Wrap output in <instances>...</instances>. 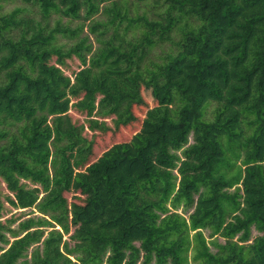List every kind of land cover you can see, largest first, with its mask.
I'll return each mask as SVG.
<instances>
[{
	"label": "trees",
	"instance_id": "trees-1",
	"mask_svg": "<svg viewBox=\"0 0 264 264\" xmlns=\"http://www.w3.org/2000/svg\"><path fill=\"white\" fill-rule=\"evenodd\" d=\"M8 1L0 179L33 215L3 222L0 200V264H264V0Z\"/></svg>",
	"mask_w": 264,
	"mask_h": 264
},
{
	"label": "rangeland",
	"instance_id": "rangeland-1",
	"mask_svg": "<svg viewBox=\"0 0 264 264\" xmlns=\"http://www.w3.org/2000/svg\"><path fill=\"white\" fill-rule=\"evenodd\" d=\"M22 2L20 0H10L4 4V10L5 11H10L13 9L15 6H21ZM56 17V16H54ZM62 22H67L70 27H75L79 25L80 21L78 19L72 20V21H67L66 18H62ZM84 31L86 32V27L84 28ZM91 37V36H90ZM60 43H66L68 44L70 41L67 39H60ZM51 62H54V58L51 59ZM69 63V69L65 70V73L68 75H71V73L79 68L78 60L76 59H71L68 61ZM160 94V87H157L156 89H142V96L145 100V104L143 106H138L134 107V112L138 117V120L128 126L120 127L118 129H113L111 131L105 132V133H96L94 134V139H95V145H94V157H98L102 154L103 151H105L107 148H109L111 145L119 142H127L131 139L133 134L136 132H139L140 126H141V120L143 119L144 113L148 108H152L155 106H159L162 104V101L160 100L159 97ZM164 106L167 108L169 107L168 103H164ZM69 115L72 119L73 122L76 124H82L85 123V115L83 113H80L76 111L75 109H70L69 110ZM112 127V122L111 118H106L105 119ZM84 134L87 138H91L93 133L91 131H88L85 129ZM190 142H192V139L190 137ZM10 195L9 191L6 188L5 183L0 179V200L3 203V210H2V217L1 221H5L6 219L9 218H15L16 221L14 222L13 226H16L19 220L33 215L31 213V209H16L12 206H10L6 201H5V196ZM74 195H78L77 193H74L72 191L65 192L64 196L67 198L68 202L70 203L71 201H77L74 198ZM132 218L129 216L123 217L121 220L117 222V225H131L132 223ZM73 230V229H72ZM205 235H207V231H204ZM258 233L255 230H252V236L257 235ZM143 237V232L140 230L132 227V232L130 234V238L135 244H138L140 240ZM64 239L68 238V234H65ZM221 240V239H220ZM222 241V240H221ZM130 257L131 255H127Z\"/></svg>",
	"mask_w": 264,
	"mask_h": 264
}]
</instances>
